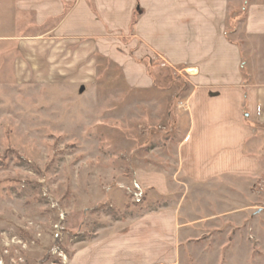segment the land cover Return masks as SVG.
<instances>
[{"label": "rangeland", "instance_id": "obj_1", "mask_svg": "<svg viewBox=\"0 0 264 264\" xmlns=\"http://www.w3.org/2000/svg\"><path fill=\"white\" fill-rule=\"evenodd\" d=\"M252 2L264 4L230 0L239 47L240 7ZM17 53L0 44V264H74L79 249L167 207L183 229L175 264H264V171L205 184L177 172L187 72L161 69L153 78L168 91L147 95L103 59L84 84L16 77ZM137 169L166 174L169 193L135 188Z\"/></svg>", "mask_w": 264, "mask_h": 264}, {"label": "crops", "instance_id": "obj_2", "mask_svg": "<svg viewBox=\"0 0 264 264\" xmlns=\"http://www.w3.org/2000/svg\"><path fill=\"white\" fill-rule=\"evenodd\" d=\"M244 4L246 48L228 35L230 0H0V44L17 43L16 77L40 82H91L103 59L152 95L168 91L153 78L161 69L187 72L177 172L194 184L241 180L264 171V4ZM134 178L139 190L169 193L164 173ZM137 222L79 249L74 264H175L177 210Z\"/></svg>", "mask_w": 264, "mask_h": 264}]
</instances>
